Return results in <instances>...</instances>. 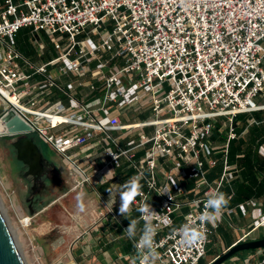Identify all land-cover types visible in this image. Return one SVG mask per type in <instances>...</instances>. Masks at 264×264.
<instances>
[{"label": "built area", "instance_id": "obj_1", "mask_svg": "<svg viewBox=\"0 0 264 264\" xmlns=\"http://www.w3.org/2000/svg\"><path fill=\"white\" fill-rule=\"evenodd\" d=\"M5 8L0 12V123L6 135L1 119L13 111L56 153L66 156L70 150L87 147L97 131L154 128L153 136L141 132V139L129 142L125 150L109 136L118 150H107L101 169L94 170L92 177L127 155L137 171L134 176L147 183L130 212L147 203L159 214L149 221L156 228L157 260L199 264L214 232L209 222L200 220L206 201L234 178L226 148L223 174L215 181L208 179L218 165L213 147L216 124L226 119L229 143L237 137L233 124L240 114L264 112V103L257 101L264 98V0H23L18 4L6 0ZM24 27L57 37L55 47L63 51L59 60L66 71L82 76L92 61H100L105 92L101 120L91 117V104L81 115H65L62 103L50 109L57 82L48 66L35 69L45 79L34 84L33 74L24 73L17 63L22 56L15 38ZM107 52L111 61L122 60V66L112 69L110 60L103 63ZM67 88L74 89L71 84ZM140 102L150 103L151 119L122 126L108 116L109 104L124 109ZM61 126L71 128L61 130ZM141 147L147 152L137 163L134 150ZM260 151L264 156V147ZM163 162L173 169L160 171ZM79 179L82 185L90 177ZM181 179L194 180L195 187L185 191ZM191 193L194 198L189 200ZM152 194L158 200L149 203ZM113 207L118 208L117 202ZM185 207L189 208L185 220L164 233ZM245 207L240 206L242 211ZM32 220L24 218L26 227ZM186 223L203 231L206 239L195 246L183 245L178 230ZM261 252L257 264H264Z\"/></svg>", "mask_w": 264, "mask_h": 264}, {"label": "crops", "instance_id": "obj_2", "mask_svg": "<svg viewBox=\"0 0 264 264\" xmlns=\"http://www.w3.org/2000/svg\"><path fill=\"white\" fill-rule=\"evenodd\" d=\"M5 1L0 0V12L6 9ZM21 1L23 0H14V3L18 4ZM43 36L53 38L45 32H37L31 27H24L17 34L15 38L16 50L22 56V59L17 63L21 70L24 73L33 74L32 82L35 84L45 79L43 75L36 74L35 69L47 65L48 71L57 82V86L49 98L53 105L50 109L55 110L56 106L62 103L66 105L65 115H81L85 112L84 106L91 104V117L101 120L103 114L99 110L104 107L105 92L103 88L104 73L99 70L100 61L97 59L92 61L87 66L88 72L82 76L75 72L66 71L63 62L59 60L63 51L55 47L57 37H55L56 40L53 45L54 50L49 51V46ZM82 38L79 39L83 40ZM62 44L67 46V40L62 41ZM111 59L112 54L107 52L101 61L106 63ZM122 64V60L114 59L109 66L115 69ZM70 84L74 89L69 91L67 86ZM71 100L80 103L81 107L74 108ZM107 107L111 110L108 115L109 118L113 119L114 122H120L122 126L139 123L151 119L152 116L149 102H140L124 107V109L114 108L113 104H109ZM227 125L225 118H221L216 124L213 147L216 148L214 157L218 160V165L208 173V179L215 181L223 174L225 167L224 150L226 148L229 150L228 164L232 167L234 178L227 180L221 190L229 198L228 206L223 209L218 219L209 222V226L214 232L208 245L206 256L208 259H203L204 264H211L241 242L264 238V156L260 151L264 147V122L257 123L255 115L252 113L243 114V118L238 116L233 124L237 137L229 143H227L229 135ZM60 128L61 130H69L71 126H61ZM80 130L78 131L80 132ZM141 132L150 137L153 136L154 128L141 129L140 132L134 130L120 131L118 129L97 131L94 132V137L84 149L70 150L66 156L57 153L59 157L61 156V161H55L56 164L61 170L65 166L70 169L69 172L74 180V185L70 189L71 191L61 193V196L58 199L55 198L56 200L52 203L56 204L71 192L84 190L87 194L88 206L84 208V211L79 210L78 212L79 218H76L77 221L74 222L76 227L73 232L74 235H69L67 227H65L64 235L60 236L62 238L59 241L50 242L49 246H46L44 241L39 240L41 242L40 250L44 257H46L47 252L57 249L63 253L58 264H139L141 256L136 248V242L140 239L145 223L140 221L137 209L130 212L128 218L119 214L121 203L119 192L122 185L137 173L132 166V160L127 155L122 156L118 162H113L107 166L104 172L93 177L92 174L94 170L101 169L107 150H118L117 146L108 139L109 136L117 141L121 149L125 150L128 148L129 142L141 139ZM134 151L137 163L145 157L147 152L146 147ZM159 169L160 171H171L173 166L163 162ZM110 171H113L112 175L106 177ZM79 177L87 179L90 177V179L80 185ZM180 182L187 192L195 187L194 180L181 179ZM139 183L142 185V189H146L145 180ZM250 188H253L254 192H250ZM109 189L112 193V202H117L118 208L113 207V203L111 206H107L111 196ZM193 198V193L187 196L189 200ZM156 200H158L156 195L152 194L149 203ZM241 205L246 206L245 211L241 210ZM188 211L189 208H183L178 213L174 226L164 230V233L172 232L179 226L185 220ZM131 219L137 221L135 240L128 239L124 233ZM164 233H161L157 239H160ZM261 255V250L258 252L250 251L241 255L238 253L227 260L225 264H257ZM155 264L163 263L156 260Z\"/></svg>", "mask_w": 264, "mask_h": 264}, {"label": "rangeland", "instance_id": "obj_3", "mask_svg": "<svg viewBox=\"0 0 264 264\" xmlns=\"http://www.w3.org/2000/svg\"><path fill=\"white\" fill-rule=\"evenodd\" d=\"M43 39L49 46L48 50L53 51L54 41L56 40L55 37L46 38L43 36ZM257 101L258 103H264V98L258 97ZM0 131H2L1 126ZM30 136L34 137L36 141L44 147L45 152L52 160L61 161V156L59 157L47 143L43 142L40 137H38V135L33 133ZM3 141L4 140L0 137V205L8 221L11 232L15 236L26 264H58L63 253H60L57 249H50L51 252H47L46 257H44L40 250L39 245L41 242L39 240L44 241L46 246H49L50 242L53 243L62 238L60 236L64 235L63 231L65 227H67L66 229L69 235H74L73 232L76 228L74 222L77 221L76 218H79L77 198L83 193L82 203L84 204V208H87V194L84 190L82 192H71L56 204L51 203L55 200V198H51L48 203L53 205L50 204L46 209L40 212H36L37 209L33 211L34 218L31 216L33 218L32 225L30 228L26 227L24 218L30 217L31 214L27 209L22 195L25 183L21 179V176L9 170L10 157L6 153V144ZM62 169L68 179V189L70 190L74 185V180L69 172L70 169L67 166H65V168L62 167ZM69 190L67 192H69ZM64 251L66 252V250ZM247 252L250 251H242L239 254L241 255ZM207 259L208 257H205L204 260Z\"/></svg>", "mask_w": 264, "mask_h": 264}, {"label": "clouds", "instance_id": "obj_4", "mask_svg": "<svg viewBox=\"0 0 264 264\" xmlns=\"http://www.w3.org/2000/svg\"><path fill=\"white\" fill-rule=\"evenodd\" d=\"M113 171L108 172L106 177H110ZM105 179V178H104ZM141 177L133 176L129 178L123 185L119 192L120 197V208L119 214L128 218V214L131 210V205L133 204L135 198L139 196H143L142 185L139 183ZM103 182V181H101ZM111 193V190H108ZM83 193L78 196V209L80 211H84ZM163 195V194H162ZM112 193L110 199L108 201L107 206L112 205ZM229 204V198L223 192H217L215 195L208 198L205 204V210L200 216V220L203 222H211L218 219L222 211ZM142 217L145 219L146 223L142 229V234L138 243L136 244V248L138 253L141 256V264H155V261L159 257V253L157 252L154 246V237L156 234V228L149 222L151 219L157 215V212L154 211L152 205L145 203L143 206L137 209ZM181 236V243L185 246H195L197 244L202 243L206 239V235L200 229L194 227L191 223L184 224L179 230ZM128 239L135 240L137 235V221L134 219L130 220L129 226L124 230Z\"/></svg>", "mask_w": 264, "mask_h": 264}, {"label": "water", "instance_id": "obj_5", "mask_svg": "<svg viewBox=\"0 0 264 264\" xmlns=\"http://www.w3.org/2000/svg\"><path fill=\"white\" fill-rule=\"evenodd\" d=\"M1 122L6 126L8 134L1 136L3 140L14 141V147L19 154V159L23 160L27 165L35 163L39 158H43V154L34 143L33 129L31 126L22 121L13 111L2 117ZM67 193V191H65ZM63 192V193H65ZM36 212H40L39 210ZM30 216L34 212H30ZM36 214V213H35ZM264 250V238L255 241L241 242L237 246L231 248L224 255L213 261L211 264H225L227 260L242 251ZM0 264H26L22 251L16 242L15 236L12 234L8 221L4 216L0 205Z\"/></svg>", "mask_w": 264, "mask_h": 264}, {"label": "flooded vegetation", "instance_id": "obj_6", "mask_svg": "<svg viewBox=\"0 0 264 264\" xmlns=\"http://www.w3.org/2000/svg\"><path fill=\"white\" fill-rule=\"evenodd\" d=\"M34 140L44 159L36 155L37 160L31 163L32 166L19 159L14 141H3L6 144V153L10 157L9 170L21 176L25 183L22 195L29 212L46 209L52 203H48L51 198L58 199L61 193L69 190L68 179L64 171L59 169L56 162L47 155L44 147L35 138Z\"/></svg>", "mask_w": 264, "mask_h": 264}, {"label": "trees", "instance_id": "obj_7", "mask_svg": "<svg viewBox=\"0 0 264 264\" xmlns=\"http://www.w3.org/2000/svg\"><path fill=\"white\" fill-rule=\"evenodd\" d=\"M252 115H255V121L257 123L261 124L262 121L264 122V112L263 111L252 113ZM239 117L243 118V114H240ZM250 192H254V189L250 188ZM258 250H261V249H258ZM258 250L254 251V252H258ZM203 261L204 260H201L199 264H204Z\"/></svg>", "mask_w": 264, "mask_h": 264}, {"label": "bare ground", "instance_id": "obj_8", "mask_svg": "<svg viewBox=\"0 0 264 264\" xmlns=\"http://www.w3.org/2000/svg\"><path fill=\"white\" fill-rule=\"evenodd\" d=\"M0 126L2 128V131H0V137H1L3 135H6V130H5V127L2 125V123H0Z\"/></svg>", "mask_w": 264, "mask_h": 264}]
</instances>
